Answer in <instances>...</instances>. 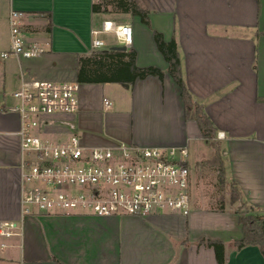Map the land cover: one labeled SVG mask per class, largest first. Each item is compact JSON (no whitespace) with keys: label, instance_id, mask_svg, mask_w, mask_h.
<instances>
[{"label":"crops","instance_id":"crops-1","mask_svg":"<svg viewBox=\"0 0 264 264\" xmlns=\"http://www.w3.org/2000/svg\"><path fill=\"white\" fill-rule=\"evenodd\" d=\"M96 1L0 0V19L7 25L2 51L9 48L10 10L23 13L20 29L25 41L44 48L31 58L8 56L4 84L12 81L14 91L21 80L76 81L80 57L121 45L112 31L99 30L101 23L129 25L132 41L125 50L134 51L137 67L154 66L163 72L162 78L148 75L130 84L78 82V110L47 118L41 134L64 140L72 124L84 146L129 142L188 150L190 144L205 141L196 121L185 115L179 86L155 44L157 31L176 44L189 101L202 107L215 135L223 133L222 139H214L221 149L224 183L236 189L237 200L221 211L194 205L191 188L199 185L191 173V209L186 216L21 217L20 121L10 111L15 105L11 92V98L1 94L0 223L17 222L20 234L0 236V244H5L0 264H216L207 240L224 243L223 264H264L256 245L237 249L232 244L243 235L237 205L264 214V0H135L147 12L148 24L110 7L93 11ZM95 29V37L103 42L100 48L91 47Z\"/></svg>","mask_w":264,"mask_h":264},{"label":"built area","instance_id":"built-area-1","mask_svg":"<svg viewBox=\"0 0 264 264\" xmlns=\"http://www.w3.org/2000/svg\"><path fill=\"white\" fill-rule=\"evenodd\" d=\"M21 11L8 15L9 48L1 58H31L44 48L27 43L20 29ZM101 31H112L121 45L129 47L132 32L129 25L101 23ZM92 30V48L103 42ZM76 81L25 82L12 92L15 105L10 111L18 115L17 135L22 151L21 217L32 214L62 215H134L178 214L186 216L191 209L190 183L192 164L187 149L179 147H146L116 142L107 147H89L68 124L71 134L53 141L41 134V128L53 116L73 114L78 110ZM104 103L108 101L104 98ZM216 140L223 138L217 132ZM21 222V221H20ZM15 221L0 223V236L20 234ZM5 244L1 243L0 247Z\"/></svg>","mask_w":264,"mask_h":264},{"label":"trees","instance_id":"trees-1","mask_svg":"<svg viewBox=\"0 0 264 264\" xmlns=\"http://www.w3.org/2000/svg\"><path fill=\"white\" fill-rule=\"evenodd\" d=\"M109 7L114 11L136 15L141 22L148 24L147 12L140 8L135 0H97L92 4L93 11H106ZM153 38L159 52L167 62L168 74L179 86L186 117L193 118L197 123L202 139L206 143H212L210 139L215 136L212 123L200 105L195 104L193 110L189 105V95L180 75L179 56L174 40L165 41L162 34L157 31L153 32ZM134 59L135 53L133 50H120L114 47L93 49L88 55L78 59L76 81L79 83L122 82L130 84L135 79H142L148 75H157L162 78L163 72L160 69L154 66L137 67ZM215 161L218 179L223 182L224 169L221 152L220 156H216ZM237 197L238 194L235 192L232 196L233 201ZM252 211L256 210L250 209V212L246 215L239 213L238 221L243 235L241 238L233 240L232 244L237 249L246 245H256L264 256V216L252 213ZM206 244L213 249L216 264H223L224 243L221 240H207Z\"/></svg>","mask_w":264,"mask_h":264},{"label":"rangeland","instance_id":"rangeland-1","mask_svg":"<svg viewBox=\"0 0 264 264\" xmlns=\"http://www.w3.org/2000/svg\"><path fill=\"white\" fill-rule=\"evenodd\" d=\"M6 22L2 19H0V53L2 52L5 43H6ZM12 58V57H9ZM7 60L6 58L0 57V95L5 94V96L11 98V94L13 90L11 89L10 85L12 84V81H9L8 84H4V70L3 67H5V62ZM54 82H59L57 80H51ZM80 85V84H79ZM12 86V85H11ZM7 95L8 93H10ZM196 103L193 101H189V105H191L192 110ZM193 113V112H192ZM60 116V115H59ZM212 143H205L199 141L198 145L195 143L190 144L188 146L187 150V158L189 162L192 161L194 157H201L202 154H206L208 152V155L201 159L198 163L195 165H192L191 167V173L195 174L196 182L199 185V188H191V201L194 203V205L197 206H207L208 209H215V211H221L225 205H230L229 202H234L232 199V196L237 191L233 188V186L226 187L224 181L220 182L218 179V172H217V164L215 161L216 156H220V147L217 144L216 140L210 139ZM201 147V148H200ZM222 156V154H221ZM193 169V171H192ZM197 169V171H195ZM195 171V172H194ZM194 185V184H193ZM235 201L237 200L234 199ZM237 210H235L241 215H246L250 212V209L245 204L237 205ZM252 213L264 216V214H260L259 211H252ZM79 215V214H74ZM96 216V215H92Z\"/></svg>","mask_w":264,"mask_h":264},{"label":"water","instance_id":"water-1","mask_svg":"<svg viewBox=\"0 0 264 264\" xmlns=\"http://www.w3.org/2000/svg\"><path fill=\"white\" fill-rule=\"evenodd\" d=\"M114 48L120 49V50H125L126 47L123 45L115 46Z\"/></svg>","mask_w":264,"mask_h":264}]
</instances>
